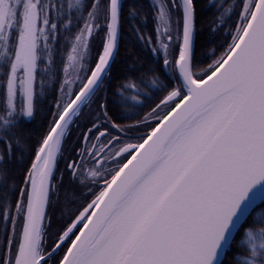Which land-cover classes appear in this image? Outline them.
<instances>
[{"label":"snow or ice","instance_id":"snow-or-ice-1","mask_svg":"<svg viewBox=\"0 0 264 264\" xmlns=\"http://www.w3.org/2000/svg\"><path fill=\"white\" fill-rule=\"evenodd\" d=\"M0 264H264V0H0Z\"/></svg>","mask_w":264,"mask_h":264},{"label":"trees","instance_id":"trees-1","mask_svg":"<svg viewBox=\"0 0 264 264\" xmlns=\"http://www.w3.org/2000/svg\"><path fill=\"white\" fill-rule=\"evenodd\" d=\"M211 0H202V3H210ZM144 3L147 4L148 3V0H144ZM214 11V10H213ZM212 19V13L211 12H208L206 17H205V25H207V23H209ZM208 36V33L206 31V28H205V32L203 33V38H207ZM123 54V53H122ZM40 121H37L34 125H32V127L34 128L35 131H39L40 130Z\"/></svg>","mask_w":264,"mask_h":264}]
</instances>
